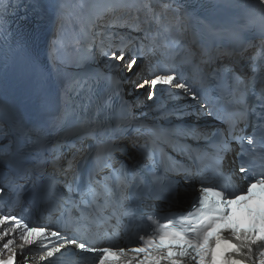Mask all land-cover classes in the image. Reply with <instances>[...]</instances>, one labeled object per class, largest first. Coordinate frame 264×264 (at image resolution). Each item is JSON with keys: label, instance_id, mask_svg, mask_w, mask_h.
<instances>
[{"label": "snow or ice", "instance_id": "snow-or-ice-1", "mask_svg": "<svg viewBox=\"0 0 264 264\" xmlns=\"http://www.w3.org/2000/svg\"><path fill=\"white\" fill-rule=\"evenodd\" d=\"M170 6V3L161 0L162 8ZM213 6L219 7V5ZM21 7L26 11L30 9L41 19H50L54 15L58 26H62L65 19L64 0H16L15 7L12 6V0H9L8 7L0 11V93H3L7 83L9 69L7 52L12 53L14 68L18 62L27 65L34 60L35 46L40 40L39 31L32 36L23 34L14 36L11 32L8 18ZM257 7L262 13L261 34L264 36V0H258ZM143 8L156 18L151 5L145 3ZM173 11L179 14V8ZM23 18L27 19V16ZM177 19L179 22V16ZM128 26L136 27L132 24ZM248 26L249 24H242L240 28L246 30ZM53 51L58 49L55 42H50L49 54L52 55ZM245 51L247 48H243L238 54L240 59H244ZM97 55L107 57L115 67L123 68L127 73L134 75L142 67L141 55L128 53L123 47L104 51L101 45L98 52L88 51L87 59L94 61ZM224 55L229 58V63H221L209 74L223 85L221 92H226L230 105L229 111L222 118V123L226 125L227 137L221 136L215 145L216 172L225 175L223 159L226 153L233 150L230 147L231 141H237L239 144L237 156L248 158L238 168V173L243 174L242 176L227 173L234 177L230 188L211 185L201 180L198 189L193 186L194 195L187 202V207L180 209L181 218L176 219L169 214L165 217V223H159L158 218L157 226L151 232L137 234L123 244L104 243L98 239L100 227H111L104 219L105 210L117 203L119 198L128 199L130 205L132 203L123 192L114 191L118 183L121 187L128 183L125 176L128 165L123 160L116 161L114 156L116 151L124 154L117 144L123 138L122 130L112 129L104 135V139L97 136V130L111 116V99L120 91L123 78L113 73H99L94 74L97 83L115 84V87L105 89L103 102L85 107L82 112L73 109L70 113H64L62 117H57L52 125L63 128L67 124L68 135L83 133L86 137L96 139L97 147L90 167L81 169L79 166L78 157L84 156V153L73 152L65 156L59 150L50 151L45 155L41 150L36 149L31 154V163L28 165L24 164L26 157L23 154H20L16 160H0V176L5 174L3 166L6 164L13 170L8 182L0 184V199L11 195L13 203L20 201L28 191L25 185L37 172L41 177L38 195L42 198L43 192L48 187L45 183L48 178L47 168L51 167L54 172L61 171L66 176L71 169V178L66 181L68 195L62 199L65 204L77 208L80 217L70 221L64 231L46 224L21 223V217L10 214H4L0 218V225H5L7 221L17 230L22 228L20 240L43 251L45 255L41 259L47 264H57L62 258L67 264H88L89 255L92 258L91 264H264V103L258 106L260 109L258 111L257 106H250L248 99L249 95L255 94L259 81L258 74L264 72V65L256 63L257 60H264V40L257 55L248 58L251 63L239 70L235 67V63L239 61L233 63L236 54L226 51ZM131 82L137 89L148 88V100L156 98L158 89L170 91L173 87L180 90L172 92L173 96H191L193 100L198 99V93L174 68L155 71ZM88 84V80L77 82L80 88H87ZM260 99L264 100V93ZM174 114L181 119L184 117V111L179 108ZM208 114L212 115L211 112ZM3 115H6V112ZM241 125H244V128H241ZM249 126L253 129L252 133L246 131ZM10 131L21 145L34 142L31 135L36 131L34 128L26 129L18 124ZM153 131L156 133V147L152 149L153 153L167 143H184L189 139L198 143L202 139L207 140L210 136L220 133V129L207 131L196 123L185 124L179 129L167 132H161L159 129ZM7 135L9 132L0 127V137ZM245 139L247 148L244 147ZM60 143L62 148L66 146L68 150L75 147V141L66 140ZM132 144L137 152H141L144 147L137 140H133ZM116 163L121 167L116 168ZM105 169L108 170L107 175L103 179H98L99 173ZM179 171L178 168L167 169L163 177L153 173V179L163 184L169 178V173ZM76 195L79 199L75 198ZM174 200L173 196V199L168 201L169 213ZM94 227L97 228L95 234L92 232ZM9 231V228L4 226L0 228V235L6 238ZM12 244L13 240L7 239L3 243V249L11 252ZM20 254H23V248ZM15 258L16 254H13L7 260H0V264H14Z\"/></svg>", "mask_w": 264, "mask_h": 264}, {"label": "bare ground", "instance_id": "bare-ground-1", "mask_svg": "<svg viewBox=\"0 0 264 264\" xmlns=\"http://www.w3.org/2000/svg\"><path fill=\"white\" fill-rule=\"evenodd\" d=\"M159 1H161V0H158V1L157 0H148V2L152 3V4H159L160 3ZM170 2L171 3H183V4H185L186 10H185V12H183L184 16H186V15L191 16V10L192 11L194 10V7L192 9V7L187 6V3L185 2V0H170ZM64 3L66 5L67 3H69V0H64ZM167 10L168 11L170 10L169 7L163 8V11H167ZM114 11H115V8H110L105 12V15L109 16ZM167 15H169L168 17L170 19H174L176 17V15H173L170 13H167ZM55 21L56 20H55L54 15H52V17L50 19H42L41 25L39 26V28H40V40L36 44V50L38 52V50L40 48V54L38 55L39 64L44 66V67L47 66L48 71L51 73V75L53 77H55L57 79L58 83L64 85L65 83H68L69 80L72 79L73 77H78L77 79L82 78V77L89 78V77H94V74L108 73L109 72V70L104 69V66L107 63H111L110 61L109 62L104 61L102 64H99V63H96L95 61H92V62H88L86 65L81 66L79 68H70V67L65 68L62 66H56V65L52 64V62H53L52 56L49 54V51L47 50L49 47L48 34L50 31V27L55 24ZM11 32L13 33L14 36L16 34H19V33H15L12 30H11ZM136 33H139V32L137 31ZM7 55H8V57H12L11 52H7ZM109 69L116 74L119 73V70L121 71L120 74H123V72L125 71L124 69L121 70V68L119 69L115 66H112ZM140 72H141V70L135 75L133 73H131V75H129V76L125 75L124 80L125 81L127 80L128 82H131L132 80H137ZM194 77L195 76L193 73L191 75L188 74L185 77L183 76V78L190 84L192 89L195 92L199 93L200 87L197 88L194 86V85H196V83H195L196 78H194ZM10 82H11V79L7 75V83H6L5 89H4L3 93H0V95L1 94L4 95L3 97H4V103H5L6 110L9 111L10 113H12L13 115H16L17 110L15 108V104L17 102V97L14 94V92H12L9 89ZM174 90H176L177 92L180 91V90L175 89V88H174ZM170 99H171V101H174V103L172 104L174 109L171 112H169L167 115H164L163 118H169V117L179 118V116L174 114L175 110L177 108H179V109H182L184 111V118H193V120L196 118L198 121H201L199 123V125L201 127L204 126L203 127L204 129H206V130L208 129V125H203V124H204V122L210 121L211 116L208 114V112L205 111V108L202 107V103L200 102L199 99L193 100L191 98V96H173V95L171 96ZM171 101L168 100V102H171ZM41 102L43 104H41ZM57 103H58V99H56V98L50 104L44 98V99H40L39 105L41 107L47 109V110H54L55 107L57 106ZM203 111H205V112H203ZM187 120H190V119H187ZM18 124L22 125L26 129H28V126H29L28 124H25V123L17 120V125ZM170 130L171 129H166V131H170ZM152 133H153V131H145L144 135L145 134H152ZM144 135L131 137V140L129 141L130 152H127L126 155L122 159L124 161V163H126V162L128 163L129 161H125V159L127 157H132L133 154L138 158H142L141 155L139 154V152H137L136 148L133 147V144H132L133 140H137L141 146H144L142 148L144 154H147L149 156H151L153 154L152 150L149 149L147 143L144 140ZM11 138H12V133H11ZM5 144L6 143H0V149L2 148V151H8V148L5 146ZM77 144H78V141L75 142V148L77 147ZM164 145L169 150V152L174 155V157L176 158V161H177L176 165H173L172 167H170V169H177V167H176L177 165L179 166L180 169H186L189 167V164L186 161V157L191 153V149H193L195 146V144H193L190 139L184 143L172 142V143H167ZM182 148H183V151H181ZM54 151H55V149H54ZM2 158L3 157H0V160ZM120 167H121V165H118L117 168H120ZM6 168H7L6 165H4L3 170H5ZM69 171H68V173H69ZM10 174H13V172H10ZM59 174H60L59 172L56 173V178L60 180ZM62 176H64V174L60 175V177H62ZM125 176L127 177V180H128L129 176H128L127 171L125 172ZM195 178L196 177L191 178L189 181L185 182L183 184V186L189 187ZM63 179H65V178H63ZM63 181L64 180H62V182ZM56 185H57V187H59V183L57 181H56Z\"/></svg>", "mask_w": 264, "mask_h": 264}, {"label": "rangeland", "instance_id": "rangeland-1", "mask_svg": "<svg viewBox=\"0 0 264 264\" xmlns=\"http://www.w3.org/2000/svg\"><path fill=\"white\" fill-rule=\"evenodd\" d=\"M111 1H113V0H111ZM117 3H120V4L125 3V0H117ZM100 17H103V16L100 15ZM115 17H116V19H115ZM72 18H73L74 22H78L79 21L83 25V22H82L81 17L79 15H77L76 17H72ZM125 19H126V17H125ZM125 19L121 20V15H117V16L111 15L110 19H109V17L104 18L105 21L110 20V21H115V23H118L117 21H119V23H122V22L125 21ZM80 32H81L82 37H83V34H85L86 31L83 28H80ZM87 34H88V32H87ZM71 40H72V38H70L69 40H66V42H71ZM77 43H79V42H77ZM62 44L68 45V43H64L63 41L61 42V45ZM101 45H103V50L104 51H109L112 48H117L116 43H114L113 41L107 42L106 34L99 32V33L96 34V39H92V40L89 39V42H87L86 40H83V44H81L80 47L77 46V48H74V51L78 55V58L77 59L76 58L73 59V65L75 63H78L77 62L78 59L82 61V64L80 66H83V65H85L88 62H92L93 60L87 59V52L88 51H96V52H98ZM75 53L74 52H69V55L71 57H76ZM52 55H53V58L55 60L56 59L55 51H53ZM107 60H108L107 57L97 55V58L95 59V62L99 63V64H102L104 61L105 62H109V60L108 61ZM53 63H55V61ZM106 66L110 68V67H112L114 65H113V62H111V63H107ZM109 68H107V69H109ZM121 69H123V68H121ZM126 74L129 75V73H125V75ZM0 127L6 128L5 131H7V129H8L5 125H0ZM0 141L3 142V143L5 142L7 144L6 146H10L11 145V142H10V139H9V135L3 136Z\"/></svg>", "mask_w": 264, "mask_h": 264}, {"label": "water", "instance_id": "water-1", "mask_svg": "<svg viewBox=\"0 0 264 264\" xmlns=\"http://www.w3.org/2000/svg\"><path fill=\"white\" fill-rule=\"evenodd\" d=\"M189 200H190V199H187V200H186V202L184 203V204H185V206H187V202H188Z\"/></svg>", "mask_w": 264, "mask_h": 264}]
</instances>
